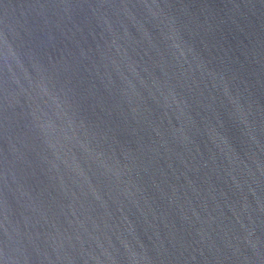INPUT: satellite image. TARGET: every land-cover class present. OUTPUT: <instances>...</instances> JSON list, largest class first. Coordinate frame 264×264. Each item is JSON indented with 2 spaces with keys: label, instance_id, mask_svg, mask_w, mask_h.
<instances>
[{
  "label": "water",
  "instance_id": "95a60500",
  "mask_svg": "<svg viewBox=\"0 0 264 264\" xmlns=\"http://www.w3.org/2000/svg\"><path fill=\"white\" fill-rule=\"evenodd\" d=\"M0 264H264V0H0Z\"/></svg>",
  "mask_w": 264,
  "mask_h": 264
}]
</instances>
